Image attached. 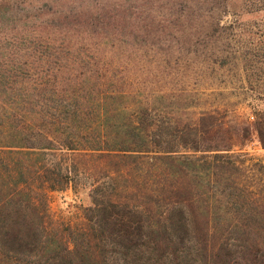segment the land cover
I'll return each mask as SVG.
<instances>
[{
	"label": "trees",
	"instance_id": "obj_1",
	"mask_svg": "<svg viewBox=\"0 0 264 264\" xmlns=\"http://www.w3.org/2000/svg\"><path fill=\"white\" fill-rule=\"evenodd\" d=\"M163 6L173 37L160 52L44 42L27 47L31 71L0 74V264H264V163L240 148L254 133L264 149V109L231 122L208 106L218 91L198 87L206 69L238 66L242 94L264 102V17L241 19L264 0ZM79 180L81 220L53 222L47 192Z\"/></svg>",
	"mask_w": 264,
	"mask_h": 264
},
{
	"label": "rangeland",
	"instance_id": "obj_2",
	"mask_svg": "<svg viewBox=\"0 0 264 264\" xmlns=\"http://www.w3.org/2000/svg\"><path fill=\"white\" fill-rule=\"evenodd\" d=\"M123 1L0 0V74L31 71L26 61H29L32 54L27 47L34 45L37 48L44 42L63 43L61 44L63 47L68 45L66 49L73 56H81V47H83L96 58L104 55V58L113 59L142 57L144 45L149 48L148 54L152 51L160 52L166 49L164 44L173 35L167 27H164V23L156 20L158 12L164 11L161 9L164 7V0H147V2L139 0L130 3L134 6L133 8L129 5V9L119 11L117 5L126 4ZM128 11L131 12L129 17ZM109 12H118L114 20L111 17L108 18L112 15ZM98 14H104V16H97ZM259 16L264 17V13L245 14L241 16V19L252 22L262 18ZM109 21L111 23H108ZM85 22L88 25L90 23L94 25L86 26ZM75 23L78 26H75ZM99 23L105 24L106 29H99ZM106 23L109 26L114 25L121 28L114 39L117 42L125 41L126 45L120 42L114 46L115 49L111 50L106 40L111 28ZM103 43H107V46ZM131 43H133L134 50L129 51L128 44ZM88 44L97 45L98 51L87 49ZM195 45L199 51L202 44L196 43ZM35 55L38 56V54ZM22 62L25 63L22 64ZM203 74L212 78L211 84L202 82L198 87L207 89L206 91L214 89L219 93L216 96H210L208 106L218 107L228 121L249 122L253 119L250 106L264 109V102L257 103L242 94L241 85L243 83L238 66L218 71L206 69ZM248 104L250 106H247ZM240 148L254 160L264 163V149L259 146L254 133ZM258 176H264V174L259 173ZM89 205V184L86 180L76 181L74 185H67L61 190L47 192V210L53 222L73 225L81 220L82 209Z\"/></svg>",
	"mask_w": 264,
	"mask_h": 264
}]
</instances>
